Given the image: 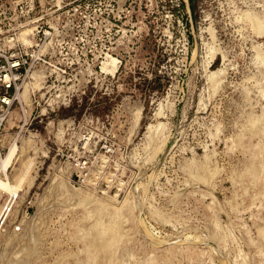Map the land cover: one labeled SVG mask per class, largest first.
Masks as SVG:
<instances>
[{
  "label": "rangeland",
  "instance_id": "rangeland-1",
  "mask_svg": "<svg viewBox=\"0 0 264 264\" xmlns=\"http://www.w3.org/2000/svg\"><path fill=\"white\" fill-rule=\"evenodd\" d=\"M263 19L264 0H0V51L28 62L0 264H264Z\"/></svg>",
  "mask_w": 264,
  "mask_h": 264
},
{
  "label": "built area",
  "instance_id": "built-area-1",
  "mask_svg": "<svg viewBox=\"0 0 264 264\" xmlns=\"http://www.w3.org/2000/svg\"><path fill=\"white\" fill-rule=\"evenodd\" d=\"M5 54L6 52L3 50L0 51V137L5 129V124L14 101V99L11 98L9 89H13L14 98L19 89L18 80L23 73L22 68L28 63L27 57H25L26 55L24 56L18 49H15L9 55ZM4 97H8L10 101L5 102ZM3 155L4 149L0 143V160Z\"/></svg>",
  "mask_w": 264,
  "mask_h": 264
},
{
  "label": "bare ground",
  "instance_id": "bare-ground-1",
  "mask_svg": "<svg viewBox=\"0 0 264 264\" xmlns=\"http://www.w3.org/2000/svg\"><path fill=\"white\" fill-rule=\"evenodd\" d=\"M260 19V18H259ZM261 20V19H260ZM264 20V19H263ZM259 22H261V21H259ZM261 24V23H260ZM260 24L258 25V26H260ZM113 61H115V60H113ZM113 66H115V64H113ZM112 66V67H113ZM111 67V68H112ZM105 68V67H104ZM113 70V69H112ZM115 71V70H114ZM25 95V94H24ZM27 100V102H29L28 100L29 99H26ZM4 101L5 102H9L10 101V99L9 98H7V97H4ZM12 144L14 145V142H12ZM11 145V144H10ZM13 145L10 147L9 145H8V148H9V150H8V152L4 155V157L1 159V161H0V171H4V170H6V168L8 167V165H9V163H10V161L13 159L12 158V156H14V151L16 150V152H17V149H15L16 148V144L14 145V147H13ZM16 156V155H15ZM14 162V161H13ZM11 164V163H10ZM13 164V163H12ZM11 164V165H12ZM11 165L9 166V167H11ZM7 171V170H6ZM8 172V171H7ZM2 173V172H1ZM3 174H4V172H3ZM1 175V174H0ZM7 175L5 174L4 175V178L2 177V176H0V190H2L3 192H7L8 193V195L11 197L9 200V202L8 203H6L3 207H1V209H0V233L2 232V229H3V226H4V223H5V221H6V218H7V216L9 215V212L11 211V204H12V200H13V198H14V196L16 197L17 196V194H18V191H19V188H20V183L22 182L21 181V179H18V181H17V183H11L10 181H8L7 180ZM21 178H23V177H21ZM10 179V178H9ZM106 206V205H105ZM110 206V205H109ZM109 208V207H108ZM96 224V223H95ZM102 225V224H101ZM93 227V226H92ZM111 228V227H110ZM93 229V228H92ZM114 230V229H113ZM108 231H109V229H108ZM99 232V231H98ZM110 232H111V230H110ZM113 232V231H112ZM98 234V233H97ZM99 238V237H98ZM97 238V239H98ZM100 239V238H99ZM104 239V238H103ZM98 241V240H97ZM110 242V241H109ZM108 243V242H107ZM99 244V243H98ZM110 245V244H109ZM97 246H100V245H97ZM106 246H108V245H106ZM105 246V247H106ZM104 251H105V248H104ZM114 251V250H113ZM118 251V250H117ZM110 252V251H109ZM105 254H107V253H105ZM22 258H20V260H21ZM17 260H19V259H17ZM19 260V261H20ZM21 261H23V260H21ZM16 262V261H15ZM17 263H18V261H17ZM20 263H24V261L23 262H20ZM19 263V264H20Z\"/></svg>",
  "mask_w": 264,
  "mask_h": 264
}]
</instances>
